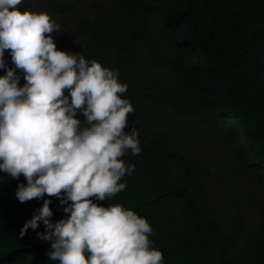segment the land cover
Returning <instances> with one entry per match:
<instances>
[{"label":"trees","instance_id":"1","mask_svg":"<svg viewBox=\"0 0 264 264\" xmlns=\"http://www.w3.org/2000/svg\"><path fill=\"white\" fill-rule=\"evenodd\" d=\"M42 10L60 25L58 49L77 42L128 84L125 130L137 131L142 152L124 155L135 164L127 187L98 203L146 216L165 264H264V0H46ZM5 59L12 66L7 49ZM195 140L207 157L208 143L229 150L234 178L198 175ZM238 179L259 187L229 191ZM21 182L0 172V264H58L36 238L42 223L19 237L43 203L20 202ZM51 200L53 221L67 215Z\"/></svg>","mask_w":264,"mask_h":264},{"label":"clouds","instance_id":"2","mask_svg":"<svg viewBox=\"0 0 264 264\" xmlns=\"http://www.w3.org/2000/svg\"><path fill=\"white\" fill-rule=\"evenodd\" d=\"M21 3L0 0V172L25 177L15 193L20 202L43 203L19 237L42 223L36 238L49 242L47 258L58 264H165L146 216L98 203L127 187L121 178L135 164L124 155L142 152L137 131L125 130L134 111L122 95L128 84L118 69L58 49L52 33L60 25L47 10ZM53 196L67 214L55 221Z\"/></svg>","mask_w":264,"mask_h":264},{"label":"rangeland","instance_id":"3","mask_svg":"<svg viewBox=\"0 0 264 264\" xmlns=\"http://www.w3.org/2000/svg\"><path fill=\"white\" fill-rule=\"evenodd\" d=\"M46 0H27V4H28V9L31 10H35L38 11L40 9V7L44 4ZM24 2L25 0H22V3L20 5L21 8H23L24 6ZM27 8V7H26ZM53 38L55 40V42L59 45H61V31L58 30H54L53 33ZM80 48V44L79 43H73L72 45L68 46L65 48V50H69L71 52H77ZM193 144L196 146L197 151L200 155V157L202 159L196 161V168H197V174L202 176V178L204 179L205 177L203 176H216V177H222L225 176V178L228 180L229 178H234V176L232 175V173L227 172L225 169V166L229 163L231 157H229V150H221L219 146L214 145L213 143H208L207 144V150H209L210 154L208 156V158H206L207 155L205 151H203V147L198 143V141H193ZM216 147V148H215ZM213 151V152H212ZM212 152V153H211ZM238 156V155H236ZM204 157V158H203ZM250 174H253L254 176H256L257 170L255 167H250L248 172H246V176H249ZM250 178H254V177H250ZM217 178H215V185L211 186L212 189L218 191L219 188L217 186ZM239 182L235 183H230V184H235L234 187H232V189L229 188V191L231 192H239V191H245L247 193H249V190L253 189V188H258L259 184L257 182H253V181H247L244 182V180L242 179H238ZM223 183H228L227 181H224ZM257 206H259V203H261V206L264 208V197L262 195V193L260 195H258L257 197Z\"/></svg>","mask_w":264,"mask_h":264}]
</instances>
